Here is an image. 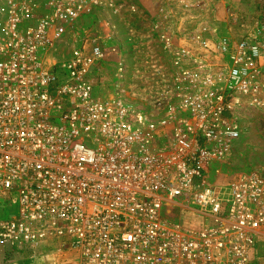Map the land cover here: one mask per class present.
I'll return each instance as SVG.
<instances>
[{"label": "built area", "instance_id": "1", "mask_svg": "<svg viewBox=\"0 0 264 264\" xmlns=\"http://www.w3.org/2000/svg\"><path fill=\"white\" fill-rule=\"evenodd\" d=\"M221 1L155 0L149 16L133 0H0V246L55 244L76 264H259L264 176L212 178L240 114L264 109V23L239 39L177 29ZM132 19L169 61L155 110L121 79L96 90Z\"/></svg>", "mask_w": 264, "mask_h": 264}, {"label": "rangeland", "instance_id": "2", "mask_svg": "<svg viewBox=\"0 0 264 264\" xmlns=\"http://www.w3.org/2000/svg\"><path fill=\"white\" fill-rule=\"evenodd\" d=\"M133 1L149 16L155 13L151 11L155 0ZM179 20L185 23L177 27L183 35L193 28L194 22H207L219 35L239 39L252 33L256 23H264V0H224L218 3L214 11L201 15L199 19ZM147 30L137 26L133 19L127 25L119 27L117 45L121 58L112 59L104 74L99 77L101 81H98L96 90L100 97H108L112 92L109 84H116L121 79L130 86L136 102L155 110V102L160 94L158 86L162 79L157 72L165 71L169 61L161 56L157 44L149 39ZM69 45L63 46L64 53L69 52ZM120 62L126 64L125 75L117 72ZM240 124L239 141L230 155L217 165L220 174L212 178L216 184H224L240 173L258 172L264 176V109L251 108L243 111L240 114ZM183 217L191 219L190 214H183ZM260 256L259 264H264V254L260 253ZM0 264H76V257L75 253L61 250L55 244L46 245L35 255L25 252L15 254L14 257L7 255L5 246H0Z\"/></svg>", "mask_w": 264, "mask_h": 264}, {"label": "trees", "instance_id": "3", "mask_svg": "<svg viewBox=\"0 0 264 264\" xmlns=\"http://www.w3.org/2000/svg\"><path fill=\"white\" fill-rule=\"evenodd\" d=\"M6 251H7V255H9L10 257H14L15 254H23V253H25L22 250L11 249L9 247H6Z\"/></svg>", "mask_w": 264, "mask_h": 264}, {"label": "crops", "instance_id": "4", "mask_svg": "<svg viewBox=\"0 0 264 264\" xmlns=\"http://www.w3.org/2000/svg\"><path fill=\"white\" fill-rule=\"evenodd\" d=\"M260 253L264 254V242H260Z\"/></svg>", "mask_w": 264, "mask_h": 264}]
</instances>
